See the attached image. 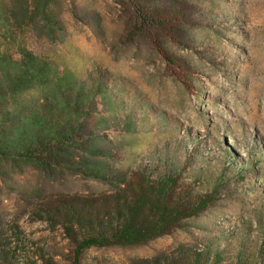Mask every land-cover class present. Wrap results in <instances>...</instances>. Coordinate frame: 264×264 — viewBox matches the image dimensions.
Listing matches in <instances>:
<instances>
[{
  "label": "rangeland",
  "instance_id": "rangeland-1",
  "mask_svg": "<svg viewBox=\"0 0 264 264\" xmlns=\"http://www.w3.org/2000/svg\"><path fill=\"white\" fill-rule=\"evenodd\" d=\"M62 100L53 165L0 166V264H72L47 208L102 212L162 178L204 205L79 264H264V0H0V125Z\"/></svg>",
  "mask_w": 264,
  "mask_h": 264
},
{
  "label": "trees",
  "instance_id": "trees-1",
  "mask_svg": "<svg viewBox=\"0 0 264 264\" xmlns=\"http://www.w3.org/2000/svg\"><path fill=\"white\" fill-rule=\"evenodd\" d=\"M55 103L48 112L41 109L40 114L24 119L12 129L0 125V166L19 160L31 165H53L54 160L40 153L50 150V146L55 148L54 142H62L74 132L69 121L71 106L64 100ZM171 185L170 178L142 180L136 194L130 198L118 196L102 212L84 214L68 201L47 208L48 213L61 215L65 234L74 244L72 264H79L83 250L91 246L141 243L168 233L180 218L196 214L204 205L198 200L192 207L181 209L168 196ZM192 264L199 261L194 259Z\"/></svg>",
  "mask_w": 264,
  "mask_h": 264
}]
</instances>
